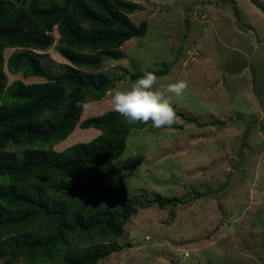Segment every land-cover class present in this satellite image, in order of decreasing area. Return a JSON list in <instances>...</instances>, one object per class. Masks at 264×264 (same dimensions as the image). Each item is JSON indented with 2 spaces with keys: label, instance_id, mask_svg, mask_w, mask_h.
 I'll list each match as a JSON object with an SVG mask.
<instances>
[{
  "label": "rangeland",
  "instance_id": "374dc122",
  "mask_svg": "<svg viewBox=\"0 0 264 264\" xmlns=\"http://www.w3.org/2000/svg\"><path fill=\"white\" fill-rule=\"evenodd\" d=\"M123 1L136 6L130 18L148 31L123 45L121 60L105 56L101 73L124 89L135 73L168 70L156 87L186 80L172 107L194 122L176 117L171 127L130 130L115 162L128 197L178 201L140 210L99 264H264V0ZM52 38L46 52L34 53L50 75H60L71 66L59 54L57 31ZM14 51H5V61ZM5 73L8 85L46 82ZM109 100L87 99L80 123L113 111ZM80 123L57 152L100 136ZM99 183L117 188L119 179ZM9 246L0 245L3 252Z\"/></svg>",
  "mask_w": 264,
  "mask_h": 264
},
{
  "label": "trees",
  "instance_id": "16d2710c",
  "mask_svg": "<svg viewBox=\"0 0 264 264\" xmlns=\"http://www.w3.org/2000/svg\"><path fill=\"white\" fill-rule=\"evenodd\" d=\"M136 10L123 0H0V245L11 244L7 252L0 247V259L6 264H99L113 253L106 245L123 236L140 210L178 201L129 198L115 163L130 130H143L151 121L126 125L113 110L80 123L84 109L76 106L99 102L115 89L116 82L101 73L104 59L121 60L125 43L146 36L147 24L130 18ZM55 31L59 54L71 66L60 75H50L34 53L51 47ZM8 49L16 51L5 61ZM5 69L46 82L8 85ZM152 72L159 78L168 70ZM176 117L194 122L181 113ZM79 123L101 135L57 152L55 146ZM107 175L119 179L117 188L99 183Z\"/></svg>",
  "mask_w": 264,
  "mask_h": 264
},
{
  "label": "clouds",
  "instance_id": "9594fccd",
  "mask_svg": "<svg viewBox=\"0 0 264 264\" xmlns=\"http://www.w3.org/2000/svg\"><path fill=\"white\" fill-rule=\"evenodd\" d=\"M158 78L151 71L132 82L127 88L110 90L111 108L124 116L128 122H142L154 128L171 127L176 121L171 97L182 98L188 89L186 80L178 79L156 87ZM77 107L87 110V100L77 102ZM187 258V257H185Z\"/></svg>",
  "mask_w": 264,
  "mask_h": 264
},
{
  "label": "crops",
  "instance_id": "0c3cea01",
  "mask_svg": "<svg viewBox=\"0 0 264 264\" xmlns=\"http://www.w3.org/2000/svg\"><path fill=\"white\" fill-rule=\"evenodd\" d=\"M100 102V101H99ZM94 109V108H93ZM104 111V110H103ZM88 114V113H87ZM78 128L76 127V129L75 130H77ZM75 132V131H74ZM74 132L72 133V135L74 134ZM94 132V131H93ZM94 133H96L97 134V136L99 135V133H100V135H101V132H94ZM72 135H70V137L72 136ZM96 136V137H97ZM70 137L68 138V139H70ZM68 139L67 140H65L64 142H62V143H60V144H58V145H56L55 147L57 148V147H60V146H62L64 143H66L67 141H68ZM73 146V144L72 145H70V146H68V148L69 147H72ZM67 148V147H66ZM65 149V148H64ZM117 165V164H116Z\"/></svg>",
  "mask_w": 264,
  "mask_h": 264
},
{
  "label": "water",
  "instance_id": "95a60500",
  "mask_svg": "<svg viewBox=\"0 0 264 264\" xmlns=\"http://www.w3.org/2000/svg\"><path fill=\"white\" fill-rule=\"evenodd\" d=\"M186 23L188 24L189 22L188 21H186ZM125 123H126V125L128 124V121H127V119L125 118Z\"/></svg>",
  "mask_w": 264,
  "mask_h": 264
}]
</instances>
